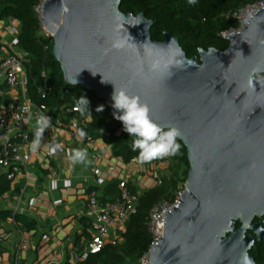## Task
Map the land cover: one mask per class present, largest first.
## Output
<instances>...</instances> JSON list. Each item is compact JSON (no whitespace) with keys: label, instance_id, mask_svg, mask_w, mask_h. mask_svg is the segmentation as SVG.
<instances>
[{"label":"water","instance_id":"95a60500","mask_svg":"<svg viewBox=\"0 0 264 264\" xmlns=\"http://www.w3.org/2000/svg\"><path fill=\"white\" fill-rule=\"evenodd\" d=\"M121 2L48 0L42 22L67 84L109 105L123 88L162 129L181 133L186 188L164 216L151 264H244L245 255L264 264L251 252L264 244V6L225 35L227 49L189 58L178 37L153 40L154 20Z\"/></svg>","mask_w":264,"mask_h":264},{"label":"trees","instance_id":"16d2710c","mask_svg":"<svg viewBox=\"0 0 264 264\" xmlns=\"http://www.w3.org/2000/svg\"><path fill=\"white\" fill-rule=\"evenodd\" d=\"M257 1L259 0H195L194 3H189V0H122L120 9L134 15L144 12L148 19L154 20L151 28L153 40L164 41V33L170 32L172 36L179 38L187 57L192 58L198 55L201 48L227 49L229 40L224 39L221 33L236 30L241 25L238 19L227 17V13ZM37 3L38 0H0V19L13 18L20 25L19 47L28 53L30 59L27 68L28 95L31 102L46 106L56 115L65 105L76 106L80 97L86 98L89 101V111L85 106L81 107L90 121L79 127L87 133L85 139L102 140L111 147L112 155L121 158L125 163L138 161L136 159L138 150H132L134 137H130L123 130L122 122L115 118L122 113L93 91L81 85L72 86L65 82L60 63L53 55V39L39 35L40 21L34 10ZM43 71L46 72L45 77L42 75ZM47 85L49 89L43 97L42 92ZM100 106H103V110L97 111ZM31 139H34V132L31 133ZM177 143L181 147L179 153L172 156L175 165L171 169V174L163 177L160 185L144 191L141 195L138 210L130 216L122 234L124 243L107 244L98 253L90 254L79 264H136L139 257L150 247L153 239L148 230V218L152 207L162 199H173L179 185L185 183L188 177L187 149L179 139ZM160 161L161 158L144 165ZM179 166L185 168L186 175L183 181L179 178L177 168ZM11 183L12 180L6 175H0V197L12 188ZM119 183L120 180H116L105 185L103 200L109 201L119 192ZM128 186L132 192H137V188L130 182ZM8 216L30 229L34 227V223L21 214L0 212V217ZM240 225L237 222V227ZM251 251L256 261H264V247Z\"/></svg>","mask_w":264,"mask_h":264},{"label":"crops","instance_id":"0c3cea01","mask_svg":"<svg viewBox=\"0 0 264 264\" xmlns=\"http://www.w3.org/2000/svg\"><path fill=\"white\" fill-rule=\"evenodd\" d=\"M14 26L20 27L12 18L0 19V49L7 50L14 38ZM21 94V90L8 91V96L21 98ZM60 112L54 115L50 111L53 122L58 121ZM72 119L64 116L65 130L52 137L43 136L26 168L12 180V188L0 197V212L18 213L34 223L30 229L11 216L0 217V264H79L83 260L78 255L95 232L94 217L87 208L88 193L95 190L100 200L106 201L105 185L122 178L142 191L160 167L159 163H125L114 157L111 147L102 140L87 141L78 135L79 128L73 132L68 126ZM89 121L87 117L86 123ZM54 143L62 146L61 151L49 155L48 146ZM78 148L87 150L91 164L73 165L66 158L68 150ZM0 175L6 174L0 170ZM99 177L105 184L97 183ZM122 234L118 244L124 243Z\"/></svg>","mask_w":264,"mask_h":264},{"label":"built area","instance_id":"2783aa9c","mask_svg":"<svg viewBox=\"0 0 264 264\" xmlns=\"http://www.w3.org/2000/svg\"><path fill=\"white\" fill-rule=\"evenodd\" d=\"M48 0H38L34 10L39 18V35H48L42 22V8ZM264 6V0L227 13V17L238 19L241 23L236 30L224 31L221 36L243 29L251 17L259 8ZM12 21L14 19L12 18ZM14 38L8 43L7 50L0 49V170L8 179L13 180L20 174L32 158L33 151L30 144L31 133L35 130L38 115L43 114L51 117V125L44 131L43 136L52 137L62 132L67 127L61 120L64 116L73 117L68 126L76 132L82 125H86L87 115L85 111H75L76 106L65 105L61 108L60 118L57 122L52 121V116L48 108L44 105H37L29 100L28 95V68L30 63L28 53L19 47L17 27L12 28ZM47 49V47H45ZM42 75L45 77L46 72ZM9 89V90H8ZM48 85L43 89V97L48 91ZM21 90V98L17 95L8 96V91ZM58 116V117H59ZM93 141V140H90ZM57 149L56 153H59ZM55 153V154H56ZM49 155L50 152H48ZM160 167L154 170L151 183L144 184L142 191L132 192L128 186L129 180L122 178L119 183V192L111 200L103 202L100 200L97 191H90L87 195V208L94 217L95 232L87 241L85 248L78 255V258L85 260L90 254L98 253L105 245L119 243L120 236L125 232V226L131 215L135 214L140 205L141 195L144 191L160 185L161 169H169L175 165L172 156L161 158ZM99 185L105 184V179H97ZM186 188V183H181L173 199H162L155 204L149 214L148 230L152 235L150 247L139 257L137 264H151V254L156 240L163 237L164 216L166 212L177 206ZM32 203L34 200L31 201Z\"/></svg>","mask_w":264,"mask_h":264},{"label":"clouds","instance_id":"9594fccd","mask_svg":"<svg viewBox=\"0 0 264 264\" xmlns=\"http://www.w3.org/2000/svg\"><path fill=\"white\" fill-rule=\"evenodd\" d=\"M195 0H189V3H194ZM114 48H120V43H114ZM262 69L256 67L253 72H259ZM96 74V73H95ZM93 73V75H95ZM106 82L102 79L101 81ZM251 82V77H250ZM113 101L112 107L122 114L116 115L115 118L122 122L123 130L134 137L132 142V150H138L136 159L139 163H149L153 160L163 158L166 156H175L179 153L181 145L177 143L178 137L181 136L179 129L175 127L169 128L167 131L162 129L156 122L149 116V108L146 104L142 103L138 96H132L127 93L123 88H114L111 96ZM81 106H85L89 111V101L80 97L77 101L75 111H83ZM103 106L97 108V111H102ZM91 113V112H90ZM51 125V117L43 114L38 115L36 127L34 130V139L30 144V148L35 152L41 145L43 134L46 129ZM80 137H85L87 133L81 129L78 131ZM49 152L55 155L57 149L62 146L60 144H50ZM66 158L69 159L73 165L83 164L85 166L92 163L88 159L86 149H70L67 152ZM244 264H251V261L245 255Z\"/></svg>","mask_w":264,"mask_h":264},{"label":"rangeland","instance_id":"374dc122","mask_svg":"<svg viewBox=\"0 0 264 264\" xmlns=\"http://www.w3.org/2000/svg\"><path fill=\"white\" fill-rule=\"evenodd\" d=\"M178 168V174H179V178L183 181L184 177H185V168L184 167H177ZM160 175L161 177H165V176H169L171 174V171L169 169H161L160 170Z\"/></svg>","mask_w":264,"mask_h":264},{"label":"flooded vegetation","instance_id":"af4514ba","mask_svg":"<svg viewBox=\"0 0 264 264\" xmlns=\"http://www.w3.org/2000/svg\"><path fill=\"white\" fill-rule=\"evenodd\" d=\"M261 219H264V216ZM261 219L256 217L254 221L257 222V221H260ZM262 247H264V244H258V247L257 248H252V250H257L258 248H262ZM260 263H264V261L260 262Z\"/></svg>","mask_w":264,"mask_h":264}]
</instances>
